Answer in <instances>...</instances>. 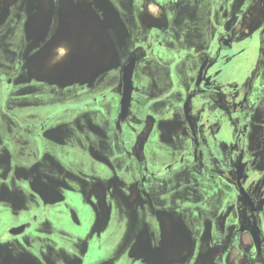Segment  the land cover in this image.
<instances>
[{"label": "flooded vegetation", "instance_id": "af4514ba", "mask_svg": "<svg viewBox=\"0 0 264 264\" xmlns=\"http://www.w3.org/2000/svg\"><path fill=\"white\" fill-rule=\"evenodd\" d=\"M243 14L240 0H0V41L5 38L0 42V139L5 135L0 144V202L8 203V208H0V264H94L92 249L83 262L78 258L84 250L88 252L84 240L74 245L94 215L88 208L78 209L79 214L70 212L80 205L71 184H82L103 221L112 203L120 201V187L108 183L104 206L98 197H88V180L54 173L58 164L54 158L46 157L44 162L39 158L26 168L24 145L12 159L2 149L15 142L26 144L33 158L40 153L47 122L39 119V112L48 104L42 97L48 96L53 68L69 59L70 50L92 52L108 39L118 68L103 72L100 78L108 82L104 94L108 104L114 96L119 97V104L113 121L116 133L108 134L107 172L127 171L136 179L129 187L134 191L128 192L133 197L130 210L142 214L130 216L122 249L140 242L149 254L171 244L184 247L186 255L155 264H207L216 259L215 251L237 255L247 236L254 261L264 260V27L244 41L237 40L243 35L239 29ZM88 18H93V25L96 20L98 27L89 31L91 37L85 23ZM64 39L73 46L65 48L61 57L55 49L63 47ZM50 49L52 55L42 56ZM134 57L132 102L127 117L122 118V76ZM240 57L245 58L246 71L225 80L226 66ZM44 61H54L52 68L42 69ZM76 88L70 91L76 93ZM19 90L26 93L20 96ZM25 105L32 107L34 116L23 124L10 112ZM158 155L162 161L154 159ZM15 156L24 168L11 167ZM12 172L17 179H27L26 192L42 210L18 225H9L16 218L10 209H15V198L25 204V192L24 186L15 187L16 181H5ZM160 178L167 180L160 182ZM45 183L64 192L58 208H47L49 215L60 217L63 234L47 229L49 223L38 224L46 207H41L42 198L35 191ZM226 187L230 190L223 193L230 197L221 203ZM169 195L176 196L173 202ZM157 208L173 213L170 239L154 223ZM21 227L23 231L13 232ZM225 228L230 232L227 235ZM59 234L63 237L56 239Z\"/></svg>", "mask_w": 264, "mask_h": 264}, {"label": "crops", "instance_id": "0c3cea01", "mask_svg": "<svg viewBox=\"0 0 264 264\" xmlns=\"http://www.w3.org/2000/svg\"><path fill=\"white\" fill-rule=\"evenodd\" d=\"M85 23L88 32L92 28H98L96 20L94 21L95 26L93 25V18H88L85 20ZM76 31L75 29L71 33L73 40L76 39ZM101 32L104 34L102 30ZM88 36H92L90 32ZM55 50L57 51L56 54L61 56V53H64V50L67 49L57 46ZM69 53L70 57L68 60H62L60 63L57 62L55 68H53L54 72L49 76L51 88L46 91L48 96L42 97V101L44 103L48 102V104L46 107L43 104L39 112V119L47 122L42 129L43 148H40V153L33 158L32 155L28 154V146L26 144L20 145L15 142L14 144L12 143V146H8L2 150L8 151L12 159V156L21 150V146L24 145V156L22 159H24L23 164L24 167L27 166L26 168L33 166V163L39 158L41 162H44L43 159H46V157L52 159V161L54 158L58 162L57 164L54 161L57 164V167L53 169L54 173L58 175L59 173L67 172L79 176L82 182L88 180V187L86 188L88 197L90 199L98 197V200L104 206L106 196L108 198V190L106 191L108 183H116V186L120 187L121 199L112 203L108 219L103 221L96 216L94 204L87 199V194L84 192L82 184L79 182L71 184L72 192H74L73 195L80 199V205H74V209H71L70 212L79 214L80 210L78 209L88 208L94 215V220L89 225L90 227H87L86 233L77 236L74 241V245H76L79 240H84L88 246V252L84 250L78 256L82 262L88 254L92 253L91 249L95 252L92 254L94 264H140V262L155 264L158 261L180 260L186 255L185 248L171 244L164 251L149 254H145L140 242H137L136 245L135 243L132 244L127 249H122L123 238L130 227V216L132 214L142 216V214L130 210V198L133 197H130L128 192L134 191L129 187L133 185L136 179L131 178L127 171L116 175H113L114 173L108 175L107 172L109 153L108 134L113 135L116 133L113 121L117 114L119 97H112L113 101L111 100L110 105L108 104V98H104V94L108 91V82L104 81V79L101 80L100 77L103 78L105 75L103 72H115L117 70L118 58L113 45L110 43V39H108V43L104 41L102 45L93 47L92 52L76 48L70 50ZM50 54H53L52 49L43 53L42 56H49ZM80 58L83 60L80 61ZM53 64L54 61H44L41 63V68L48 70L52 68ZM99 74L102 75L100 76ZM72 87L76 88V93L70 91ZM54 89H56V94H54ZM82 103L87 104L83 107ZM10 113L23 124L27 123L29 117L34 116L32 107L28 108L27 105L22 109ZM10 163L14 169L18 167L24 168L22 165L17 164L16 156L15 160H11ZM96 170L99 172L96 173ZM1 174L2 170L0 168V176ZM50 176L53 177V174ZM158 180L165 182L167 179L160 178ZM5 181H16L15 187L20 189L24 186L25 204L23 201L15 198V209H10V212L13 211L15 213L16 218L9 225H18L36 214L40 210V205L37 203L34 205L32 195L26 192L27 183H29L27 179H17L12 172L9 173ZM29 186L32 185L29 184ZM35 192L41 196V207H46L47 213L42 212L44 216L41 217V221L38 224L45 225L49 223L50 225L46 226L47 229L62 232L63 227L60 225V217L55 214L49 215L50 211L47 208H58V204L64 201V192L60 190L59 186L48 183L39 185L38 190ZM173 198H176V196L169 195L168 197L172 202ZM162 202L159 201V203ZM7 205V202H0L1 209L2 207L8 208ZM172 214L168 210L157 208L154 217H152L159 229L165 231L163 235L165 234L164 236L167 239L172 237L171 229L174 226ZM79 222L78 220L77 227L80 225ZM62 234H59L56 239H61L63 237ZM56 245H59L58 240H56ZM135 246L136 248L134 249Z\"/></svg>", "mask_w": 264, "mask_h": 264}, {"label": "rangeland", "instance_id": "374dc122", "mask_svg": "<svg viewBox=\"0 0 264 264\" xmlns=\"http://www.w3.org/2000/svg\"><path fill=\"white\" fill-rule=\"evenodd\" d=\"M240 6L244 10V14L240 18V27H239V29L243 33V35L240 36L239 38H237V40L244 41L245 39H248V37H249L248 35H253V34H255L256 30H260L262 27H264V1L262 0V2L259 3L258 0H242V2L240 0ZM244 18H246V20ZM163 21H165V20L163 19ZM20 39L21 38L16 40V42H15L16 47H18V45L20 43ZM1 41H0L1 43H4L5 38L1 37ZM64 41L65 42L62 44V46L64 48L70 49L73 46L71 40H65L64 39ZM118 46H121V43H118ZM66 51L67 50H65V53H66ZM62 56H63V54H62ZM123 56H125V52L123 53ZM240 56H243V55H240ZM54 59L57 60L56 58H54ZM244 60H245L244 57H240V58L236 59L235 61H233L232 63H230L229 65H227L226 70L224 72L225 74H223V78L225 80H228L230 78L237 77L242 70H243V72L246 71L248 66L245 67V64L243 62ZM23 73H24V70L21 71V74H23ZM24 77L25 76H22V78H24ZM24 83L25 82H23V84ZM37 83H41V82H37ZM4 88L6 90H8L7 89L8 87H4ZM21 88L24 89V87H21ZM24 90L23 91L19 90V91H17L16 94L23 96L26 93V91H24ZM34 90L35 89L32 88V91H34ZM27 92H29V91H27ZM258 131H260V129ZM4 136L5 135H3V136L1 135L0 144H2V139ZM154 159H156L158 161L163 160L162 156H159V155L155 156ZM223 189L224 190L222 191V196L220 198L221 203L228 201L229 197H230L229 194L223 193L224 191H229L230 188L226 187V189L225 188H223ZM225 230L226 231H224V232L226 233V235L228 233H230L227 228H225ZM220 232L221 233L223 232L222 227L220 229ZM242 242H243V246H242V248H241V246L239 247L240 251H239V253L237 252L238 253L237 255L235 253L234 254L232 253L233 255L228 256L227 254L223 255L221 251H215L213 254V257H216V259L210 260L207 264H254L255 262H256V264H264V260H261V259L254 261L253 255L251 254V252L253 251L251 248L252 244L249 242L247 236H244V238L242 239ZM225 245H227V243ZM235 251H237V250H235ZM243 255H245L246 257H243Z\"/></svg>", "mask_w": 264, "mask_h": 264}, {"label": "water", "instance_id": "95a60500", "mask_svg": "<svg viewBox=\"0 0 264 264\" xmlns=\"http://www.w3.org/2000/svg\"><path fill=\"white\" fill-rule=\"evenodd\" d=\"M136 66V58H132L128 65L124 68L123 71V92H122V101H121V115L122 118L127 117L130 107H131V102H132V93L134 90V82H133V76H134V70ZM185 111L186 115L189 118V112L187 108V104L185 106ZM244 191L243 189L241 192ZM244 193V192H243ZM24 230V227H21L19 229L13 230V232L19 233Z\"/></svg>", "mask_w": 264, "mask_h": 264}]
</instances>
